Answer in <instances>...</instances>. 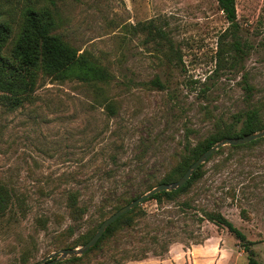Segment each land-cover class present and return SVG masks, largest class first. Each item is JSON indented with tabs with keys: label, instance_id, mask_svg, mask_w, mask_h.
<instances>
[{
	"label": "rangeland",
	"instance_id": "1",
	"mask_svg": "<svg viewBox=\"0 0 264 264\" xmlns=\"http://www.w3.org/2000/svg\"><path fill=\"white\" fill-rule=\"evenodd\" d=\"M236 4L247 56L234 66L217 0H0L15 33L28 8L51 10L57 33L112 75L96 85L42 78L32 101L2 114L0 185L12 202L0 217V264H36L63 250L113 215L114 190L155 188L187 142L197 146L253 107L264 118V0ZM149 24L171 43L150 36ZM228 147L204 165L188 195L161 208L154 200L140 205L148 215L135 248L123 247L149 251L137 264H249L243 243L204 219L206 212H220L244 232L264 264V143ZM72 192L87 209L78 221ZM155 235L171 244L163 256L153 254L159 249L148 238ZM146 236L147 244L137 243ZM110 254L93 264H113Z\"/></svg>",
	"mask_w": 264,
	"mask_h": 264
},
{
	"label": "trees",
	"instance_id": "2",
	"mask_svg": "<svg viewBox=\"0 0 264 264\" xmlns=\"http://www.w3.org/2000/svg\"><path fill=\"white\" fill-rule=\"evenodd\" d=\"M217 2L219 10L223 12L229 23V28L224 36L230 35L233 39L229 46L224 45L225 50L230 52L229 56L232 59V65H240L244 62L247 51L241 42L236 0H217ZM147 29L149 30V35L153 38L167 40V42L171 43L165 31L157 29L153 24L147 25ZM57 30V19L51 10L28 8L23 15L18 32L15 33L13 23L6 18V14L0 6V118L2 114L15 112L26 103L32 101V95L42 78H50L59 82L76 80L89 85L107 84L112 80V75L106 67L95 62L87 53L79 54L74 47L57 33ZM245 81V91L251 100L253 88L248 84L247 79ZM152 83L161 89L164 88V85L157 78ZM110 110L114 113V107L111 106ZM263 130L264 118L262 117L261 109L257 107L249 109L244 114L236 116L232 123L224 126V128L212 134L197 146L192 148L191 144L187 142L184 146L185 156L170 172L165 174L159 184L178 181L193 163L221 140L245 137ZM263 143L264 138L247 145L229 146L228 149L232 150V152H238L254 148ZM144 145L146 148L147 144ZM224 151L225 148L220 149L212 158L221 155ZM204 165L198 168L183 188L161 192L150 198L149 201H156L161 208L165 202L172 203L182 196L188 195L191 189L193 190L195 185L205 176ZM145 175L148 180L152 179L151 175ZM152 189L150 185L147 189L138 190L133 195H130L129 192L117 194V190H114L113 193H115L116 198L112 200L115 204L110 202L113 207L112 210L116 213L119 209ZM69 201L73 219L77 221L82 219L87 213V209L84 206H80L79 193L72 192L69 196ZM11 202V191L6 186L0 185V217L4 216L9 210ZM183 205L189 208L190 200L186 199ZM147 215L141 206L136 207L113 223L97 245L87 254L70 258L57 264H93L97 255L104 254L107 251L111 253L109 259L113 264L142 262L147 258L149 251L142 250L134 253L132 250H126L123 247L128 244L131 248H135V238L138 234L137 229L140 220L147 217ZM203 216L204 219L218 228H227L241 244L243 243L248 253L249 264H262L257 260L256 253L252 249L255 242L250 241L244 232L220 212H206ZM103 221L101 220L87 234L63 246V249H75L86 244L94 236ZM73 230V228L69 229L71 234H73ZM129 239L130 241L127 242ZM140 239L137 242L139 244H147L149 239L151 245H157L159 250H153V254L157 256L165 255L171 245L169 243L160 245L162 239L159 235L148 239L147 236L141 237Z\"/></svg>",
	"mask_w": 264,
	"mask_h": 264
},
{
	"label": "water",
	"instance_id": "3",
	"mask_svg": "<svg viewBox=\"0 0 264 264\" xmlns=\"http://www.w3.org/2000/svg\"><path fill=\"white\" fill-rule=\"evenodd\" d=\"M264 138V130L255 134H251L245 137L240 138H225L217 143L214 147L210 148L207 152H205L195 163H193L186 173L176 182L173 183H163L157 185L155 188L142 195L139 198H136L128 205L119 209L112 216L107 218L98 228L95 235L82 247L75 249H63L58 252H55L48 256L46 259L36 263V264H57L64 260L70 258H76L87 254L92 248H94L97 243L101 240L107 229L119 220L122 216L130 213L136 207L140 206L156 194H159L164 191H174L183 188L191 179L193 174L198 170V168L206 164L211 160V158L223 147L225 146H242L250 144L256 140Z\"/></svg>",
	"mask_w": 264,
	"mask_h": 264
},
{
	"label": "crops",
	"instance_id": "4",
	"mask_svg": "<svg viewBox=\"0 0 264 264\" xmlns=\"http://www.w3.org/2000/svg\"><path fill=\"white\" fill-rule=\"evenodd\" d=\"M196 251V250H195ZM192 253H195V252H192ZM193 255V254H192ZM195 260V259H194ZM130 264H135L134 262L133 263H130ZM137 264V263H136Z\"/></svg>",
	"mask_w": 264,
	"mask_h": 264
}]
</instances>
